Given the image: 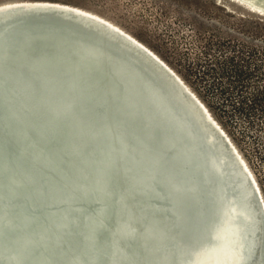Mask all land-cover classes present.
<instances>
[{"label":"water","instance_id":"obj_1","mask_svg":"<svg viewBox=\"0 0 264 264\" xmlns=\"http://www.w3.org/2000/svg\"><path fill=\"white\" fill-rule=\"evenodd\" d=\"M0 104L12 115L0 109V149L12 153L9 136L17 137L21 163L29 137L48 138L53 155L32 160L55 168L61 182L48 188L47 175L21 169L39 202L57 197L46 206L56 220L37 233L15 220L41 221L43 211L19 198L24 211L16 213L0 184V207L9 211L0 227L21 236L14 250L0 245V264H29L23 254L38 264H130L133 255L138 264H169L156 248L187 264L181 252L196 240L212 256L191 264L262 259V212L234 147L182 80L128 36L59 6L0 8ZM64 129L70 136L58 140ZM217 210L222 224L203 233ZM148 213L163 224L144 220Z\"/></svg>","mask_w":264,"mask_h":264},{"label":"rangeland","instance_id":"obj_2","mask_svg":"<svg viewBox=\"0 0 264 264\" xmlns=\"http://www.w3.org/2000/svg\"><path fill=\"white\" fill-rule=\"evenodd\" d=\"M49 1L98 13L160 55L228 134L264 197L263 15L214 0Z\"/></svg>","mask_w":264,"mask_h":264},{"label":"bare ground","instance_id":"obj_3","mask_svg":"<svg viewBox=\"0 0 264 264\" xmlns=\"http://www.w3.org/2000/svg\"><path fill=\"white\" fill-rule=\"evenodd\" d=\"M234 2H236V4L244 7L245 9H248L251 12H254V13H257V14L264 16V12H261L258 10V9H263L264 6H262L261 4L255 2V1H252L253 3L249 2L250 5H252L254 7L253 9L248 8L244 2H240L239 0H237V1L234 0ZM254 4L257 6H254ZM17 5H19V6H21V5L59 6L61 8H67L70 10H75L77 12L85 14L86 16H89L91 18L98 20L99 22H101L102 24H105L106 26L110 27L111 29L116 30L117 32H120V34H123L124 36H128V38L134 40L135 42L140 44V46H142L145 50H147L149 53L153 54L165 66H167L177 77H179V79L182 80V82L186 85L188 90L190 92H192L194 94V96H196V94L187 86V84L176 73V71L162 57H160V55H158L156 52H154L150 47H148L145 43L140 41V39L136 38L130 32H128L127 30H125L124 28L119 26L118 24L110 21L109 19L101 16L100 14L95 13L93 11H90L88 9L76 6V5L69 4V3H64V2H59V1H49V0L8 1V2L0 3V8H6V7H10V6H17ZM92 39L96 40V41L97 40L101 41V43L104 44L103 46H105V47H109L111 45V42L108 39L103 38V37H98L96 34H93ZM114 53L116 55H119L118 52H114ZM199 102L204 106V108L207 110L211 119L216 123V125L219 127V129L223 132V134L229 140L230 138H229L228 134L219 125V123L215 120V118L210 113L209 109L201 101H199ZM0 109L3 111V113L5 114L6 117H12V115L10 114V112L8 110L7 105H5V104L1 105L0 104ZM19 122H20L19 130L21 132L25 133V131L23 129V125H24L23 122L22 121H19ZM68 131L69 130L64 129L61 137H59L58 140L70 136V133ZM9 137H10V140L12 142V147H11L12 153H8L6 150L0 149V184L2 187V191L5 194H7L8 196H11L12 202H13L14 206L16 207L15 208L16 213L17 212L22 213L24 211V209L19 207V205H18V199L19 198H24L29 203V207H31L32 209L40 208L44 213L43 220H41V221H37L33 217H28L26 220H22V219H20L18 221L15 220L16 225H17V223L19 225L21 224V226H24L29 231L35 232V233H37L40 226L45 227V229L47 230L48 225L56 220L57 215L54 214L53 212L49 211L46 206H48L49 204L55 203L57 201V197L53 196V197L47 199L44 203L39 202L35 188H33L30 185H28L27 183H25V177H24V175L21 174V173H23L21 171V169L28 168V169L32 170L33 172L38 173L39 175H42V174L47 175L46 176V178H47L46 187H48V188H52L54 185L61 183L58 178L53 176L55 168H53L52 166L45 168L44 166H41L32 160V155L37 154V153H47V155H49V156L53 155L52 147H49L48 145H46V143L49 142V139L44 137L45 143L37 144L32 138L29 137L27 144L29 145V147L31 149V153L26 154L25 158H23V161L21 163H17L14 159L16 158V156L19 153L21 154L20 144L17 140V137L12 136V135H10ZM0 139H2L1 136H0ZM229 142H230V140H229ZM230 144L232 145L233 143L230 142ZM232 146L234 147L235 151L237 152V154L239 156V160H240L241 165L246 170V173L248 174L251 182L253 183L255 192H256L257 197H258V203L260 205V209L262 212V219H263V223H264V197H263V194L261 192V189H260L254 175L252 174L251 170L249 169L248 165L246 164V162L243 160L242 156L240 155L236 146L234 144ZM61 161H63V160H61ZM69 168L70 167L68 165H66V170H69ZM75 181L78 182L77 180H75ZM78 183L79 184H77V185L79 186L81 183L80 182H78ZM85 209H86L85 207H82L80 209L79 213H83L84 211H86ZM67 211H69V210H63L62 209V210H60V214H62L63 212H67ZM7 215H9V211L7 209L5 210L4 208L0 207V220ZM72 215H74V212H72ZM221 217H222L221 210H217L215 215H214V218L211 220V222L207 223L203 227V229H204L203 233H209V231L212 229V227L215 228V227L220 226L222 224V218ZM144 220H147L156 226H160L163 224L162 221L158 218V216L154 213L146 214L144 217ZM88 235H90V234H88ZM20 239H21V236L19 233L12 232V231H9V230H6V229L0 227V245H5L8 249L14 250L16 243ZM205 245L208 246L209 248L212 247L211 243L205 244ZM147 250L149 252L147 251L146 253H152L151 251H153V249H147ZM156 250H157L156 255L160 256L161 259L164 258L166 263L176 264V262H177L176 257H178V255L174 257V255L172 256V255L167 254V256H168L167 257L164 255L163 249L156 248ZM205 250H206V248H205L204 244L200 243L199 240L198 241L196 240L194 242L192 241V243L189 244V248L186 250H183L181 252L180 256L186 257L185 261L187 262V264H191V263L197 262L198 260L206 259V257L212 256L209 254H207V255L203 254ZM217 251L218 250H216L215 253H217ZM23 256L27 259L29 264H38L37 261H35L30 256H27L25 254H23ZM128 258L130 260V264H138L135 262L137 255L128 256ZM178 261H179V257H178ZM139 264H150V263L142 261V262H139ZM160 264H162V263H160ZM256 264H264V255H263L262 259L260 261H258Z\"/></svg>","mask_w":264,"mask_h":264}]
</instances>
